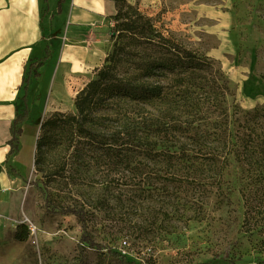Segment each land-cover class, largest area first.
Listing matches in <instances>:
<instances>
[{"label": "rangeland", "instance_id": "obj_1", "mask_svg": "<svg viewBox=\"0 0 264 264\" xmlns=\"http://www.w3.org/2000/svg\"><path fill=\"white\" fill-rule=\"evenodd\" d=\"M124 1L202 54L217 47L199 28L207 22L196 20L194 5H218V0ZM232 14L234 52L221 60L209 57L233 84L238 106L251 111L264 107V0H233ZM111 24L107 57L114 49ZM104 62H97L96 73ZM36 90L34 85L27 101L32 126L56 112L75 113L69 89L43 96ZM32 139L25 138L22 174L15 171L12 187L0 189V264H123L109 249L134 264H260L264 259V184L245 179L236 162L214 188L203 180L173 181L165 164L140 154L117 158L49 150L46 172L38 173ZM44 192L54 196L55 206H83L88 232L103 249L88 247L77 216L51 210ZM23 223L30 234L18 241L15 232Z\"/></svg>", "mask_w": 264, "mask_h": 264}, {"label": "trees", "instance_id": "obj_2", "mask_svg": "<svg viewBox=\"0 0 264 264\" xmlns=\"http://www.w3.org/2000/svg\"><path fill=\"white\" fill-rule=\"evenodd\" d=\"M108 20L115 23L110 30L114 49L76 95L75 113L56 112L41 123L36 172H46V152L61 149L75 154L106 152L117 158L140 154L165 164L173 181L203 180L213 188L221 187L224 172L234 161L245 179L264 184V107L241 109L218 61L183 44L126 1L116 0V13ZM48 57L47 51L25 72L23 107L12 124L9 156L19 153L23 125L29 119V85L40 76L33 70ZM44 193L51 210L77 216L88 247L103 249L88 232L83 206H55L54 196ZM29 234L23 223L15 239L25 241ZM108 251L123 264H134Z\"/></svg>", "mask_w": 264, "mask_h": 264}, {"label": "crops", "instance_id": "obj_3", "mask_svg": "<svg viewBox=\"0 0 264 264\" xmlns=\"http://www.w3.org/2000/svg\"><path fill=\"white\" fill-rule=\"evenodd\" d=\"M218 1V5L196 2L194 11L196 20L207 22L199 28L217 41V47L209 50L208 55L221 60L234 52L231 34L234 17L233 0ZM115 13V0H0L1 190L12 187L15 171L22 174L20 156L25 138L32 136L30 149L35 152L42 123L41 120L32 126L27 120L19 153L9 156L12 124L23 107V79L27 68L49 52L42 66L33 70L40 76L32 78L27 100L34 85L42 96L50 90L69 89L75 98L94 78L95 67H99L97 62L107 57L108 19Z\"/></svg>", "mask_w": 264, "mask_h": 264}]
</instances>
